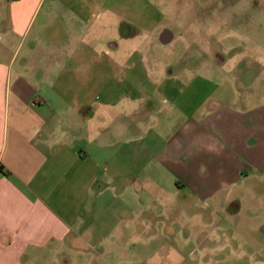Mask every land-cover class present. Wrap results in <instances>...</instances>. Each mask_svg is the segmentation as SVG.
<instances>
[{
    "label": "crops",
    "instance_id": "0c3cea01",
    "mask_svg": "<svg viewBox=\"0 0 264 264\" xmlns=\"http://www.w3.org/2000/svg\"><path fill=\"white\" fill-rule=\"evenodd\" d=\"M76 5L77 0H0V31L27 35L39 16L43 29L23 53L22 46L11 50L0 41V166L8 173L0 171V264H22L32 249L84 237L113 181L126 195L127 164L141 197L159 192L161 175L180 195L203 198L227 189L229 205L241 190L264 192L254 182L264 180V94L257 101L256 90L243 91V69H234L230 96L225 90L210 93L201 103L199 139L190 138L188 128L178 141L153 146L139 135L129 142L122 113L113 122L110 110L79 101L85 89L79 85L90 91L96 82L78 74ZM128 11L124 4L107 5L86 26L104 29L108 24L101 21L107 19L110 35L126 40L121 31L137 33L143 16L129 18ZM44 35L52 39L40 43ZM112 36L110 45L118 47ZM254 66L248 61L246 69ZM149 166L154 174L144 171Z\"/></svg>",
    "mask_w": 264,
    "mask_h": 264
},
{
    "label": "rangeland",
    "instance_id": "374dc122",
    "mask_svg": "<svg viewBox=\"0 0 264 264\" xmlns=\"http://www.w3.org/2000/svg\"><path fill=\"white\" fill-rule=\"evenodd\" d=\"M119 4L127 6L129 18L143 15L137 33L129 28L126 40L113 37L107 19L101 21L108 24L104 29L86 26L103 7ZM76 6L81 12L78 74L96 82L90 91L79 85L85 88L79 101L86 98L92 109L110 110L113 122L122 113L129 142L139 135L153 146L178 141L188 128L189 137L199 139L201 103L210 93L225 90L230 96L237 67L245 73L243 91L256 90L257 101L263 99L264 0H77ZM40 17L29 34L0 31V41L11 50L22 46L23 53L43 32ZM167 28L173 40L166 44L160 34ZM111 36L118 47L110 45ZM44 38L52 36L44 35L40 43ZM83 61L89 64L85 68ZM248 61H255L253 70L246 69ZM132 168L127 164L123 171L126 195L113 181L84 237L32 249L22 264H264V192L241 190L229 205L227 189L203 198L180 195L161 175L159 192L141 197L134 174H128ZM144 171L154 174L150 166ZM254 182L264 187V180Z\"/></svg>",
    "mask_w": 264,
    "mask_h": 264
},
{
    "label": "water",
    "instance_id": "95a60500",
    "mask_svg": "<svg viewBox=\"0 0 264 264\" xmlns=\"http://www.w3.org/2000/svg\"><path fill=\"white\" fill-rule=\"evenodd\" d=\"M160 37L163 43H169L173 40V32L168 28L164 29Z\"/></svg>",
    "mask_w": 264,
    "mask_h": 264
},
{
    "label": "flooded vegetation",
    "instance_id": "af4514ba",
    "mask_svg": "<svg viewBox=\"0 0 264 264\" xmlns=\"http://www.w3.org/2000/svg\"><path fill=\"white\" fill-rule=\"evenodd\" d=\"M128 31H129V27L126 28L124 32L121 31L120 34H121L123 37H127V35L129 34ZM160 36H161V34H160ZM160 40H161V37H160ZM161 41H162V40H161ZM162 43H163V42H162ZM169 43H170V42H169ZM166 44H167V43H166Z\"/></svg>",
    "mask_w": 264,
    "mask_h": 264
},
{
    "label": "trees",
    "instance_id": "16d2710c",
    "mask_svg": "<svg viewBox=\"0 0 264 264\" xmlns=\"http://www.w3.org/2000/svg\"><path fill=\"white\" fill-rule=\"evenodd\" d=\"M0 171L2 172V173H4V175H8V173H5L4 172V167H2V166H0ZM8 172V171H7Z\"/></svg>",
    "mask_w": 264,
    "mask_h": 264
}]
</instances>
